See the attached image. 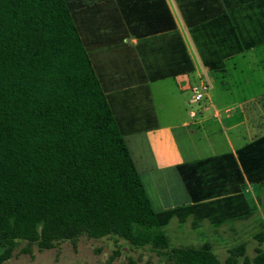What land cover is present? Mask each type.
<instances>
[{"label": "trees", "instance_id": "1", "mask_svg": "<svg viewBox=\"0 0 264 264\" xmlns=\"http://www.w3.org/2000/svg\"><path fill=\"white\" fill-rule=\"evenodd\" d=\"M98 1L0 0V264L16 249L31 255L82 237H113L165 264H220L210 244L170 248L164 230L172 220L194 230L243 217L250 208L236 161L225 155L178 166L190 203L154 207L124 139L135 129L125 127L129 114L119 106L131 98L111 93L115 61L99 66L77 18ZM131 20L124 19L130 31L140 22ZM237 155L247 180L264 186V137ZM254 239L262 244L264 232ZM255 251L249 260L245 244L233 247L225 264H264Z\"/></svg>", "mask_w": 264, "mask_h": 264}, {"label": "crops", "instance_id": "2", "mask_svg": "<svg viewBox=\"0 0 264 264\" xmlns=\"http://www.w3.org/2000/svg\"><path fill=\"white\" fill-rule=\"evenodd\" d=\"M77 18L99 66L115 61L111 93L131 98L119 109L129 114L125 127L135 129L124 139L142 179L169 174L180 182L178 166L231 155L242 193L260 188L247 180L237 153L264 137V75H256L259 61H251L264 50V0H100L83 6ZM125 18L140 21L138 28L125 29ZM199 81L209 90L193 111L188 88ZM198 129L211 133L206 156L193 141L197 133L204 138ZM164 184L156 189L157 210L190 203L182 184L180 194Z\"/></svg>", "mask_w": 264, "mask_h": 264}, {"label": "rangeland", "instance_id": "3", "mask_svg": "<svg viewBox=\"0 0 264 264\" xmlns=\"http://www.w3.org/2000/svg\"><path fill=\"white\" fill-rule=\"evenodd\" d=\"M257 53L258 56L251 61L255 64L259 61V68L256 69L259 72L256 75H264V50ZM200 103H190L189 106L193 111H197L200 108ZM199 131L205 133L204 138L201 140L197 138V135H199L197 133L193 141L198 154L206 156L209 153H206L208 147L204 144V141L206 137H211V133H206L208 129ZM130 142L129 140V144ZM181 146L183 150L186 149L182 141ZM166 176L170 175L166 174L159 177L160 179H150L151 177L144 176L142 179L154 207L156 203L159 204L156 189L165 188V182L171 192L177 194L182 192L181 182L176 177L167 179ZM243 194L250 210L245 211L243 217L225 219L220 228H214L209 222H203L199 228L193 230L188 223L179 225L175 220H172L164 230L169 237V247H198L203 244H210L212 252L220 264H225L229 249L241 244H245V256L249 260H252L256 255V249H260L264 253V242L260 244L254 239L255 235L264 232V186L261 185L259 189L255 186H247L244 188ZM22 246L23 244L20 247ZM18 250L16 249L12 258L3 264H130V261H133L134 264H165V260L158 257L154 252L146 248L133 249L126 242L116 241L113 237L99 240L82 237L75 246L69 242H64L54 249L41 252L33 247L31 255H22ZM116 251L118 256L110 262L111 256ZM238 264H244L242 259L239 260Z\"/></svg>", "mask_w": 264, "mask_h": 264}, {"label": "built area", "instance_id": "4", "mask_svg": "<svg viewBox=\"0 0 264 264\" xmlns=\"http://www.w3.org/2000/svg\"><path fill=\"white\" fill-rule=\"evenodd\" d=\"M188 90L190 92V103L198 104L206 98L209 89L204 82L199 81L198 83L190 85ZM194 116L195 114L191 112L190 117L193 118Z\"/></svg>", "mask_w": 264, "mask_h": 264}]
</instances>
